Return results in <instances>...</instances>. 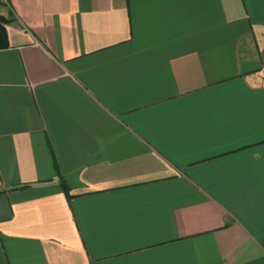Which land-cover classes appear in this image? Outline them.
Wrapping results in <instances>:
<instances>
[{"label": "crops", "instance_id": "crops-1", "mask_svg": "<svg viewBox=\"0 0 264 264\" xmlns=\"http://www.w3.org/2000/svg\"><path fill=\"white\" fill-rule=\"evenodd\" d=\"M0 6V264H264V0Z\"/></svg>", "mask_w": 264, "mask_h": 264}, {"label": "trees", "instance_id": "trees-1", "mask_svg": "<svg viewBox=\"0 0 264 264\" xmlns=\"http://www.w3.org/2000/svg\"><path fill=\"white\" fill-rule=\"evenodd\" d=\"M6 44H7V42H6L5 30L0 23V47L5 46Z\"/></svg>", "mask_w": 264, "mask_h": 264}, {"label": "built area", "instance_id": "built-area-1", "mask_svg": "<svg viewBox=\"0 0 264 264\" xmlns=\"http://www.w3.org/2000/svg\"><path fill=\"white\" fill-rule=\"evenodd\" d=\"M0 6H4L6 9H11V4L9 0H0Z\"/></svg>", "mask_w": 264, "mask_h": 264}]
</instances>
